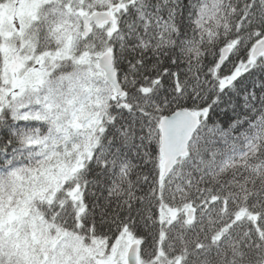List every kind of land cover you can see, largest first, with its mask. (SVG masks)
I'll use <instances>...</instances> for the list:
<instances>
[{"label": "snow or ice", "instance_id": "1", "mask_svg": "<svg viewBox=\"0 0 264 264\" xmlns=\"http://www.w3.org/2000/svg\"><path fill=\"white\" fill-rule=\"evenodd\" d=\"M0 264H264V0H0Z\"/></svg>", "mask_w": 264, "mask_h": 264}]
</instances>
